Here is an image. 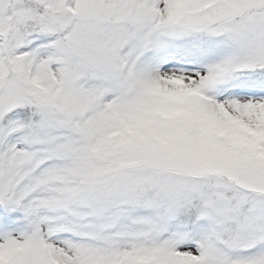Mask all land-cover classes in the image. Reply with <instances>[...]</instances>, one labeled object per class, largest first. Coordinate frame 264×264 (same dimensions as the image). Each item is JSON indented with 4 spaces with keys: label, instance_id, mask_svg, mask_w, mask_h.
Segmentation results:
<instances>
[{
    "label": "snow or ice",
    "instance_id": "obj_1",
    "mask_svg": "<svg viewBox=\"0 0 264 264\" xmlns=\"http://www.w3.org/2000/svg\"><path fill=\"white\" fill-rule=\"evenodd\" d=\"M0 264H264V0H0Z\"/></svg>",
    "mask_w": 264,
    "mask_h": 264
}]
</instances>
